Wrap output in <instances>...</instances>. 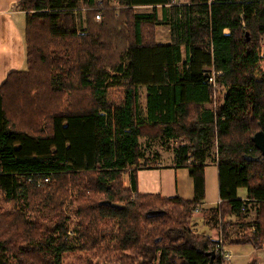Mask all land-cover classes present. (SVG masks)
Wrapping results in <instances>:
<instances>
[{
	"label": "trees",
	"instance_id": "1",
	"mask_svg": "<svg viewBox=\"0 0 264 264\" xmlns=\"http://www.w3.org/2000/svg\"><path fill=\"white\" fill-rule=\"evenodd\" d=\"M177 1L118 0L128 11L113 28L94 21L114 10L105 0H21L14 7L26 15L27 69L0 87V264H62L67 253L103 248L131 253L140 264H225L209 256L216 242L189 227L204 210L212 140L221 200L215 217L241 221L255 203V234L243 242L263 249L264 158L245 157L261 155L253 137L264 131V0ZM140 7L153 12L129 13ZM159 8L170 44L156 43ZM214 73L225 95L213 110ZM152 135L189 140L174 164L189 170L193 200L139 193L137 173L150 169L140 139ZM150 211L165 215L147 218Z\"/></svg>",
	"mask_w": 264,
	"mask_h": 264
},
{
	"label": "rangeland",
	"instance_id": "2",
	"mask_svg": "<svg viewBox=\"0 0 264 264\" xmlns=\"http://www.w3.org/2000/svg\"><path fill=\"white\" fill-rule=\"evenodd\" d=\"M190 0H178L176 4L179 5H186L188 4ZM101 5V9L104 6L103 1ZM109 3V8L114 9L113 11H109L105 16H100V19H98V16L94 19L96 25H101L102 27L108 28L114 27L117 19L120 18L125 8L122 9V7L119 5L118 0H105V4L107 5ZM117 10L116 12H114ZM170 14H172V11L169 10ZM153 9L145 8L140 9L136 8L135 10H132L131 14L133 13H152ZM88 13V10L83 9L81 13L78 14V26L80 31H83L86 28V15ZM158 17L160 24L155 27V37H156V43H170L173 42V36L170 32V27L168 24L163 22V13L162 9H158ZM128 24V23H126ZM125 27H128L126 25ZM113 46V45H112ZM117 50L119 51L121 47H119L118 44H116ZM263 54H264V47H263ZM27 69V66H26ZM214 87V97L213 102L210 106V108L216 109L220 105V101H223V97L225 95V91L219 87V85L216 83V86ZM141 92V99H140V106L142 108H145L146 105V92L144 89H142ZM114 99L116 101H121L123 98L122 90L117 89L113 92ZM194 115H192L191 120H193ZM156 132V131H155ZM153 130V134H155ZM140 144L142 147V151L144 152V157L149 160L148 166L150 168H156L160 165L166 166L174 163L176 151L179 147L186 146L189 144V140L185 139L184 137H180L178 139H171L169 141L165 139H160L159 136L156 137V135L147 136V137H141ZM211 147L209 149L207 148V156H208V163L211 161V159L217 157V142L216 140L211 141ZM211 167V166H210ZM212 167L210 168L209 176L212 177ZM216 174V183L218 179V170L215 171ZM126 176L124 177V183H125ZM126 186V184H125ZM246 190L240 189V195H245ZM3 207L7 210H11L12 206L10 204H3ZM209 207H205L204 210L200 215L199 211L195 212L193 217L189 220V227L192 229V232L196 234V236H199L200 238L203 237L204 239H211L218 243V241L222 242V245L227 247L225 248L228 253L231 255V260L233 259L237 264H264V251L263 250H256L253 246H247L245 249H231L228 247V245H236L242 244L245 237L251 234H255V231L251 229V222L255 219V213L252 214L249 220L247 221H240V218L234 217L233 221L227 222L226 220L220 221L219 218H216L214 213L208 212ZM71 216L72 219V230L75 227L77 223V217L75 215L74 207L69 206L67 208V214ZM40 215H34L31 216L32 220H35ZM249 222V223H248ZM47 227L50 225L49 221L45 224ZM68 232L69 235H73V232ZM239 231V233H238ZM116 234V233H115ZM215 244V247H216ZM110 248H112V243L109 242L107 244ZM105 253V256H101ZM241 258V260L239 259ZM64 261L62 264H140L141 260L139 257L132 256L131 253L127 254H121L117 253L116 251L110 250H91V251H85V250H79L74 251L72 253H67L64 256ZM231 260L226 259L225 264H231ZM154 264H159L158 262H155Z\"/></svg>",
	"mask_w": 264,
	"mask_h": 264
},
{
	"label": "crops",
	"instance_id": "3",
	"mask_svg": "<svg viewBox=\"0 0 264 264\" xmlns=\"http://www.w3.org/2000/svg\"><path fill=\"white\" fill-rule=\"evenodd\" d=\"M21 0H0V87L4 83L8 75L14 71L26 70V45L24 40V33L26 28V15L24 12L16 11L14 7ZM148 7H140L145 9ZM151 8V7H150ZM144 14V13H142ZM171 32V29H170ZM228 34V31H226ZM172 43V41L170 42ZM170 43H158L160 45ZM146 92V89H144ZM142 91V90H141ZM147 96V92H146ZM212 167V177L210 178L209 172ZM218 170L217 164L212 162L208 163L206 167V201L204 208L209 207L208 212L215 211L221 203L219 196V180L216 183L215 171ZM138 191L144 195H159L163 198H176L180 197L184 200H193L195 197L194 182L190 176L187 168L178 167L173 162L170 165H160L156 168L140 170L137 173ZM126 187L130 188L131 180L130 175L125 179ZM247 192L245 195H240L239 198L246 200ZM257 206L252 203L246 218L241 221L250 219L255 213V219L251 222L254 224L257 218ZM203 210H200V215ZM235 216H228L225 218L227 222L233 221ZM237 218V217H236ZM249 223V222H248ZM239 233V231H238ZM242 244L228 245L231 249H245L249 245L245 242ZM227 248V247H225ZM235 249V250H236ZM264 251L263 249H261ZM241 260V258H239ZM231 264H237L233 259Z\"/></svg>",
	"mask_w": 264,
	"mask_h": 264
},
{
	"label": "water",
	"instance_id": "4",
	"mask_svg": "<svg viewBox=\"0 0 264 264\" xmlns=\"http://www.w3.org/2000/svg\"><path fill=\"white\" fill-rule=\"evenodd\" d=\"M253 143L261 155L259 157L247 156V157H245V159L249 162H261L262 159L264 158V131L257 133L253 137ZM103 205L110 206L111 204L109 202H105V203H103ZM114 207H117V206L114 205ZM164 215H165L164 211H150L145 216H147V218H158V216L162 217ZM209 256L212 257V262H214V260L216 258L215 252L209 253Z\"/></svg>",
	"mask_w": 264,
	"mask_h": 264
},
{
	"label": "built area",
	"instance_id": "5",
	"mask_svg": "<svg viewBox=\"0 0 264 264\" xmlns=\"http://www.w3.org/2000/svg\"><path fill=\"white\" fill-rule=\"evenodd\" d=\"M98 19H100V16H98ZM215 75H216L215 73L212 74V76L209 79L210 84L213 85V86H216ZM214 252H215L216 256L217 255L222 256L225 261H226V259L231 260L230 253H228V251L225 249V246L222 245L221 241H218V243L216 244Z\"/></svg>",
	"mask_w": 264,
	"mask_h": 264
}]
</instances>
